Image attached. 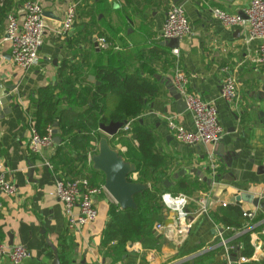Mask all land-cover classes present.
I'll use <instances>...</instances> for the list:
<instances>
[{
  "label": "crops",
  "instance_id": "1",
  "mask_svg": "<svg viewBox=\"0 0 264 264\" xmlns=\"http://www.w3.org/2000/svg\"><path fill=\"white\" fill-rule=\"evenodd\" d=\"M37 1L43 7L46 23L38 66L30 70L15 66L10 58V44L4 40L5 25L0 32V98L6 86L15 87L10 93L13 100H0V160L18 190L16 196H0V242L27 248L29 256L21 264H53L55 253L60 264L62 256L67 257V264H112L113 258L102 240L111 221V205L116 202L104 191L95 199L96 222L69 229L64 207L55 192L57 181L69 176L59 154V147L66 143H53L40 155H32L29 117L34 120L40 90L49 89L61 98L58 86L63 68L76 78L74 88L81 90L88 87L87 83L98 86L96 66L132 74L138 73L141 64H150L155 72L147 78L156 81L159 93L140 122L152 130L156 148L169 159L168 170L174 175L166 186H174L180 178L187 177L200 182V188L189 196L188 231H178L173 215L163 208L151 235L127 243L117 264H181L213 251L212 264H264V67L245 62L237 75L240 101L237 105L227 103L221 95V68L254 57L258 41L247 44L243 28L226 27L211 14L212 7L230 14L241 13L250 0H206L207 4L195 0ZM74 1L79 2L77 21L68 34L58 35L65 11ZM176 5L183 7L192 31L180 40L178 48H170L161 38V31L169 10ZM17 14L22 17L21 8ZM99 37L108 41L109 50L97 48ZM177 70L187 78L186 92L216 103L225 129V151L240 154L239 160L229 167L214 155V145L186 146L169 131L168 118H174L189 132L195 131L191 112H178L174 92L169 89L174 87ZM246 111L251 117L248 120L242 118ZM53 128V139L57 135L60 138L58 123ZM116 149L121 153L127 150L119 144ZM77 151L83 154L80 148ZM71 155L77 158L72 151ZM191 170H197L203 178ZM84 177L91 178L89 173H84ZM242 194L260 199L257 207L238 203L245 213L253 211L256 217L263 216L260 226L251 222L245 231L223 227L214 213L235 204L234 199ZM201 199L206 200L208 207L202 215L198 212ZM166 221L173 224L166 226ZM158 223L164 225L162 231H156ZM246 232L254 247L250 258L243 256L238 243V237ZM61 242L70 248L67 254H59ZM196 248L200 250L195 252ZM1 264L11 263L4 258Z\"/></svg>",
  "mask_w": 264,
  "mask_h": 264
},
{
  "label": "trees",
  "instance_id": "2",
  "mask_svg": "<svg viewBox=\"0 0 264 264\" xmlns=\"http://www.w3.org/2000/svg\"><path fill=\"white\" fill-rule=\"evenodd\" d=\"M28 1L32 0H0V32L6 24L7 15L10 12L17 14ZM158 44L159 42L156 43ZM154 72L150 64H141L138 73L132 74H121L116 69L100 65L95 69V77L100 84L96 86L87 83L88 87L76 90V78L66 74L63 68L59 72L58 86L63 100L49 89L40 90L37 96L35 126L45 134L48 126L54 127V124L58 123L61 141L66 143L59 147V154L63 159V168L69 172V176L65 177L67 180L87 179L84 173H89L91 178L88 180L92 186H103L104 174L93 170V163L88 161L87 154L98 153L99 142L105 137L100 133L101 125L133 121L128 129L123 128L116 136L107 139L114 150H117L118 144L126 147L127 150L119 154L125 162L135 165L137 176H133L131 181L141 183L147 186V189L135 196L136 209L123 210L118 204L111 205V221L103 235L102 245L113 258L112 264L121 260L127 243H134L151 235L163 209L161 196L164 193H183L191 196L200 188V182H192L187 177L180 178L174 186H166V182H172L174 175L168 170L169 159L156 148V138L152 130L140 122L142 114L159 93L156 81L147 78ZM77 148H80L83 154L76 152ZM71 151L77 158L72 157ZM244 214L241 205L233 203L213 216L223 227L240 231L247 230L251 222L257 225L263 219V216H257L250 220ZM238 243L242 247L243 256L250 258L254 247L251 245L249 232L238 237ZM59 247L60 255L69 252L70 248L63 242ZM199 250L196 248L195 252ZM214 253L208 252L181 264H212ZM61 259L63 264H67L66 256Z\"/></svg>",
  "mask_w": 264,
  "mask_h": 264
},
{
  "label": "built area",
  "instance_id": "3",
  "mask_svg": "<svg viewBox=\"0 0 264 264\" xmlns=\"http://www.w3.org/2000/svg\"><path fill=\"white\" fill-rule=\"evenodd\" d=\"M201 4H207L206 0H195ZM79 2H72L66 9L64 18L56 31L58 35L68 34L77 21V10ZM21 10L22 17L10 12L7 15L5 24V41L10 44V58L12 63L23 69L30 70L38 66L40 61V49L46 31L44 10L37 0L25 2ZM214 20L229 28H243L246 32V42L250 44L258 41V47L254 57L240 61L234 66L221 68L223 77L220 83L222 98L229 104L237 105L240 101L239 84L237 75L245 62H251L257 66L264 67V0H250L249 5L237 14H230L220 8H211ZM192 28L186 17L182 6H173L164 21L161 38L163 40L185 38L191 34ZM97 48L107 51L111 48L104 37L97 38ZM177 53V51H174ZM175 90L182 95L187 109L191 112L195 126L194 132L185 130L174 118H168V128L174 138L186 146L193 145H215L225 135V129L218 117L216 103H208L201 97L186 92L185 85L187 78L182 71L177 70L173 79ZM135 121V120H134ZM133 121L124 125L128 129ZM29 151L32 155H40L42 150L53 145L54 128L48 126L46 133L42 134L35 126L32 117H29ZM92 154L88 155L91 163ZM47 165H49L47 163ZM213 176L216 169H211ZM104 187H95L87 179H59L56 184V195L62 203L67 219V227L71 230L77 227H85L96 222L98 210L95 199L103 193ZM18 190L8 179L5 165L0 160V196H16ZM163 208L173 215L176 229L188 231L190 229L189 205L190 197L186 194H172L169 192L161 196ZM199 214H206L208 211L207 202L201 199ZM1 208V202H0ZM78 210V215H75ZM245 217L253 220L256 213L246 212ZM251 224L249 225V227ZM156 231H162L164 225L156 224ZM29 256L27 248L23 245L8 246L0 242V264L7 258L11 264H21Z\"/></svg>",
  "mask_w": 264,
  "mask_h": 264
},
{
  "label": "water",
  "instance_id": "4",
  "mask_svg": "<svg viewBox=\"0 0 264 264\" xmlns=\"http://www.w3.org/2000/svg\"><path fill=\"white\" fill-rule=\"evenodd\" d=\"M179 42V39H170L166 40V45L170 48H178ZM91 78L94 82L95 79L93 77ZM99 84L100 83L98 82L97 85ZM171 87H169V89L174 92V99L177 102L178 112L181 113V111L187 109V105L184 102L182 95L179 94L173 86ZM14 89V86H6L3 95L1 96V98H3L2 100L0 98V100L4 101L3 99H5L8 102L13 100V97L10 96V93L13 92ZM242 118L244 120L250 119V113L248 114L247 111L244 112L242 114ZM236 119L239 120V117H236ZM125 124L126 122L101 125L100 130L104 135L111 138L116 136L119 131L124 128ZM54 126L57 127V123H55ZM56 132L57 134H59L58 130ZM107 137L102 138L100 140L98 145V153L92 156L91 162L93 163V167L96 171H99L104 174V188L108 192V194L113 198L116 204L120 206L121 209H136L137 205L135 203L134 198L136 195H139L144 192L147 189V186L141 183L131 181V178L136 175L135 165L125 162V160L119 154V151L111 148ZM53 141L56 145L62 144V141L58 135L53 139ZM225 147V143L223 139H221L220 142L214 145V155L219 158H222L223 162L225 163V166L229 167L234 161L239 160L240 154L226 152ZM190 172L192 174L196 173L197 175H200L203 178L202 174H200V172H197V170H191ZM188 173L189 172H187V174ZM205 182H207V180ZM234 202H247L257 207L259 206L260 199L254 198L252 195L249 194H242L237 196L234 199ZM165 224L167 226L173 224V222L166 221ZM55 258L56 259L53 264H60L59 258L57 257V253H55Z\"/></svg>",
  "mask_w": 264,
  "mask_h": 264
},
{
  "label": "rangeland",
  "instance_id": "5",
  "mask_svg": "<svg viewBox=\"0 0 264 264\" xmlns=\"http://www.w3.org/2000/svg\"><path fill=\"white\" fill-rule=\"evenodd\" d=\"M106 137V136H105ZM105 137H103V138H105Z\"/></svg>",
  "mask_w": 264,
  "mask_h": 264
}]
</instances>
